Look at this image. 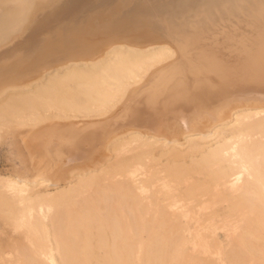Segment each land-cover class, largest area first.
<instances>
[{"label": "bare ground", "instance_id": "obj_1", "mask_svg": "<svg viewBox=\"0 0 264 264\" xmlns=\"http://www.w3.org/2000/svg\"><path fill=\"white\" fill-rule=\"evenodd\" d=\"M8 71L0 264H264V0H0Z\"/></svg>", "mask_w": 264, "mask_h": 264}, {"label": "rangeland", "instance_id": "obj_2", "mask_svg": "<svg viewBox=\"0 0 264 264\" xmlns=\"http://www.w3.org/2000/svg\"><path fill=\"white\" fill-rule=\"evenodd\" d=\"M117 28V27H116ZM110 31H111V33L113 34V37L111 36V37H109V34H110ZM109 31V33H108V36H106V39H108V38H114V36L116 35L115 33H116V30L115 29H113V31H115V33L112 31V30H110ZM111 34V35H112ZM120 35H121V31H120V33H119ZM105 35H107V34H105ZM119 35V36H120ZM123 35V34H122ZM116 36H118V35H116ZM115 39H116V41L118 40L117 39V37H115ZM91 43H93L94 44V42L93 41H90ZM108 42V41H107ZM130 42H132V41H130ZM99 43H102L101 41H99ZM96 44H98V43H96ZM15 50V51H14ZM19 50V49H18ZM18 50H16V48H13V53H14V55H12V58L9 60V62L8 63H10V65H11V62H14V64L12 63V65H17L18 63L19 64H21L20 62H18L17 64H15V62H16V60H20V61H22L23 59H21V57H22V55H24L23 54V52H22V54H21V51H22V49H20L19 51ZM21 54V55H20ZM17 58V59H16ZM18 64V65H19ZM16 67V66H15ZM14 67L12 66L11 68H10V70L11 69H13ZM26 70H28V68L26 69ZM29 70H31V69H29ZM11 71H13V70H11ZM7 73H9V76H7L8 74ZM10 74H12V75H14L13 73H10L9 71L8 72H6V74L4 73V74H1L2 76L0 77L1 78V80L2 79H4V77H8L7 78V80H3V81H1L0 80V82L1 83H3L4 85L7 83H9V80L8 79H10L9 77H11L12 75H10ZM4 76V77H3ZM6 81V82H5ZM0 83V86H3V84H1ZM6 84V85H7ZM9 146H7V145H5V146H3L2 148V151H0V175L1 176H13V177H15V176H17V174L16 173H14V172H9V171H7V169H9L10 168V166L8 165V164H10V161L12 160H10V156H12V155H14L15 154V152L14 151H11V149L10 148H8ZM10 150V152H9V150ZM12 162V161H11ZM15 164H16V161H15ZM17 165V164H16ZM21 170V169H20ZM22 171V170H21Z\"/></svg>", "mask_w": 264, "mask_h": 264}]
</instances>
